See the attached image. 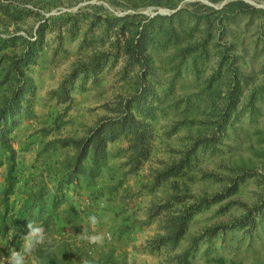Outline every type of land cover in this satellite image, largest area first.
Here are the masks:
<instances>
[{
    "label": "trees",
    "instance_id": "16d2710c",
    "mask_svg": "<svg viewBox=\"0 0 264 264\" xmlns=\"http://www.w3.org/2000/svg\"><path fill=\"white\" fill-rule=\"evenodd\" d=\"M59 2L7 0L5 3L0 1V9L7 17L19 20L25 14H38L26 5L51 9ZM159 4V0L149 2V5ZM128 6L136 9L134 3ZM254 11L248 3L231 1L220 10L196 3L170 16L146 18L145 22L138 16L118 18L94 12L89 16L83 14L90 19L89 33L98 27L102 33L99 39L111 32L115 40L107 52L89 56L86 63H80L57 88L48 92L47 99L52 102L53 109L47 112L37 133L43 140L35 154V162L40 161V170L30 180L23 181L17 177L18 154L10 134L20 122L37 117L35 85L27 75L29 65L36 62L42 50L48 22L53 21L51 27L66 23L72 33L78 20L45 19L38 24L32 37L0 36V242L8 245L15 242L14 248L19 249L22 236L28 232L27 224L36 222L47 234L45 243L33 254L36 264H128L126 252L110 246L92 254L88 251L89 245L76 237L88 219L73 203L74 195L79 190L94 189L107 175L106 188L110 194L119 193L118 202L123 213L130 203L146 199L143 218H135L130 225L126 216L119 227L121 234L129 232L133 224L153 223L156 233L147 242L152 252L168 250L175 264H191L199 259V253L206 262L225 264V259L210 256L215 251V239L224 241V235L234 229L246 228L251 232L257 223L264 221V199L250 208L232 199L240 184L254 177L259 167L264 168V119L258 121L261 112L257 104L264 98V83L247 89L248 79L237 67L238 56L233 41L224 40L230 23L238 16H247ZM182 15L190 24L187 30H180L189 37L188 42L180 45L172 22ZM200 26L202 30H199ZM210 30L216 33L212 41L216 54L214 71L201 79V86L192 92L175 95L182 67L199 80L198 63L207 58L206 46L212 40ZM194 33L199 34L195 37ZM260 35L259 32L256 36L257 42L264 41ZM155 41L164 48L175 45L168 58L172 75L166 85L157 84L156 80L152 82L150 78L154 77L156 67L147 47ZM119 57L123 59L124 72L135 71V77L130 78L133 92L110 106V116L97 119L82 135H51L69 121L66 117L73 106L71 90L74 82L80 79L83 85L87 77L94 75L108 59L116 61ZM219 79L223 81L219 86L224 84L220 89L215 85ZM181 105L184 116L161 132L157 128L160 133L157 136L155 125L159 115ZM243 118L254 124V142L248 146L247 156L238 154L228 157V161L220 160L215 170L200 168V156L218 154L223 140L229 138L228 131L236 130ZM181 127L188 133L183 138L186 142L182 148L172 151L175 156L155 160L137 186L126 187L129 179L137 177L150 160L156 139L161 137L164 145ZM260 176L264 177V174ZM202 181L218 183L220 188L211 194L194 192V185ZM214 205H218L219 212L223 213L237 206L244 214L229 223L214 222L200 228L188 244L179 249L193 219ZM28 259L26 264H33V258Z\"/></svg>",
    "mask_w": 264,
    "mask_h": 264
},
{
    "label": "rangeland",
    "instance_id": "374dc122",
    "mask_svg": "<svg viewBox=\"0 0 264 264\" xmlns=\"http://www.w3.org/2000/svg\"><path fill=\"white\" fill-rule=\"evenodd\" d=\"M3 3L7 0H0ZM159 5H149L150 0H60V2L47 9H35L26 5V8L37 15L25 14L19 20H13L7 17L0 9V36H12L20 34L22 36H33L34 30L40 22L45 19L61 17L62 21L68 18H77L78 24L72 33L68 31L66 23H60L51 27L53 21L47 23L48 28L43 34L42 50L39 51L38 58L34 64L29 65L27 75L31 77L35 85L34 110L36 118L25 120L16 125L10 134L13 147L18 154L17 177L20 181L30 180L34 174L40 170V165L35 162L36 151L40 148L43 140L37 134L42 126L47 112L53 109L52 102L47 99L50 90L58 87L61 80L68 76L69 73L76 69L80 63H86L92 54H104L107 52L115 40L114 35L109 32L104 34L98 27L92 30L87 29L90 19L84 17L94 13H100L103 16L125 17L138 16L145 22L146 18H154L155 16H170L177 10L184 9L192 4H201L213 10H220L223 5L231 1H243L252 6L255 11L247 16H238L233 23L227 27L224 35L225 42L233 41L235 52L238 56L237 67L243 76H247V89L260 86L264 83V41L257 42V35L260 32L264 37V0H159ZM112 2V1H111ZM16 3V2H12ZM134 3L136 9H132L128 5ZM99 6V7H95ZM1 8V7H0ZM105 9V10H104ZM106 11V12H105ZM204 15L206 11L203 12ZM176 29L180 45L188 42L185 33H181V29L187 30L190 24L186 16L182 15L175 18L172 22ZM202 26L199 30H202ZM60 37L58 39V35ZM199 33H194L195 37ZM212 40L207 44V58L201 59L198 63L199 80H197L191 71L181 68V79L177 81L175 86V95L179 96L185 92H192L195 88L201 86L200 80L205 76H210L214 71L216 54L212 41L215 39V31L210 30ZM161 40V38H160ZM160 42V41H159ZM178 44V45H179ZM173 44L164 48L160 43L154 45L148 44V51L151 53L155 68L154 77H150L152 82L156 80L162 85H166V80L172 75L171 67L168 64L169 54L173 52ZM123 59L119 57L116 61L108 59L101 68L94 74L87 77L86 81L81 80L74 82L71 90L73 98V106L68 113L66 120L67 125L62 127L59 132L51 135L60 136H80L82 132L92 126L97 119L103 116H110V106H113L120 98H124L133 92L132 82L130 78L135 77V71L122 70ZM94 76V77H93ZM149 78V77H148ZM197 81V82H196ZM223 81L219 79L215 82L218 89L223 88L224 84L219 86ZM160 89L159 86H155ZM261 115L258 121L264 119V98L258 101ZM183 106L169 109L165 115H159V119L155 125L157 136H160L164 128H169L171 123L182 118ZM159 129V131L157 130ZM181 127L177 133L162 144L161 137H158L152 144L151 157L145 164L137 177L129 179L125 184L126 187H135L143 179L148 172V167L155 160H168L175 156L174 152L180 150L185 144L183 139L188 131H184ZM236 130H229V138L224 139L221 150L216 155H201L199 167L208 170H215L218 163L228 161V157L247 156L248 146L254 142L252 132L254 124L249 123L247 118H243L237 125ZM152 166H155L152 165ZM264 168L259 167L254 177L246 179L239 185L237 192L232 197L234 201L246 204L249 208L253 207L264 199ZM260 176V177H259ZM108 178L104 175V181H99L98 186L92 190H79L74 195L73 203L77 208L83 210L87 219L91 215H96L100 223L95 227L88 225L89 233L103 232L110 234V239L106 238L103 246L89 245L88 251L92 254L100 248L116 247L119 251L127 253L128 264H175L169 257V251L161 249L158 252H152L147 242L155 235L156 225L150 224H133L129 232L121 234L119 227L121 222L127 216V224H132L135 218H143V208L145 198L137 199L129 204L125 213L121 211L118 194H110L106 188ZM220 185L210 181L198 182L194 185L193 191L196 193L205 191L208 194L218 191ZM105 206L101 207V202ZM218 205L212 206L209 210L198 214L192 221L186 239L180 244L179 249L186 246L193 235H196L200 228L217 222L218 224L229 223L235 219H239L244 210L240 207H230L226 212H219ZM129 218V219H128ZM224 241L216 238L214 241L215 251H212L216 258L225 259V264H264V221L257 223L256 227L248 232L244 229H234L227 232ZM84 242V241H83ZM15 242L7 244L0 242V263L6 262L5 257L14 248ZM22 240L20 241V250ZM175 252H178L176 250ZM212 258V257H211ZM29 259L26 260L28 263ZM191 264H211L206 262L204 257L195 259Z\"/></svg>",
    "mask_w": 264,
    "mask_h": 264
},
{
    "label": "clouds",
    "instance_id": "9594fccd",
    "mask_svg": "<svg viewBox=\"0 0 264 264\" xmlns=\"http://www.w3.org/2000/svg\"><path fill=\"white\" fill-rule=\"evenodd\" d=\"M101 207H104L105 204L102 201L100 204ZM100 221L96 215H91L88 217V225L95 227ZM83 230L80 234H77L76 237L80 241L87 242L90 245L94 246H103L106 238L110 239V234L103 232L89 233V227L82 225ZM28 232L26 235H23L22 245L20 250H10V253L6 259V264H26V260L29 257L33 258V264H36V259L34 258L35 250L43 245L47 239V234L45 228L36 222H29L27 224ZM15 229L11 231L13 234ZM87 264V262H85Z\"/></svg>",
    "mask_w": 264,
    "mask_h": 264
}]
</instances>
